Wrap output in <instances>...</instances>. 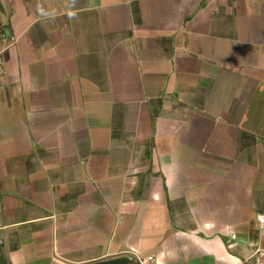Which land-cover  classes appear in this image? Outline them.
I'll return each mask as SVG.
<instances>
[{
  "label": "crops",
  "instance_id": "crops-1",
  "mask_svg": "<svg viewBox=\"0 0 264 264\" xmlns=\"http://www.w3.org/2000/svg\"><path fill=\"white\" fill-rule=\"evenodd\" d=\"M0 264H264V0H3Z\"/></svg>",
  "mask_w": 264,
  "mask_h": 264
},
{
  "label": "built area",
  "instance_id": "built-area-1",
  "mask_svg": "<svg viewBox=\"0 0 264 264\" xmlns=\"http://www.w3.org/2000/svg\"><path fill=\"white\" fill-rule=\"evenodd\" d=\"M3 74H4V69L2 67V59L0 57V78L3 76ZM257 221L259 224H263L264 223V215L258 216ZM2 243H3V240H2V238H0V244H2ZM140 264H150V261L149 260L140 261Z\"/></svg>",
  "mask_w": 264,
  "mask_h": 264
},
{
  "label": "water",
  "instance_id": "water-1",
  "mask_svg": "<svg viewBox=\"0 0 264 264\" xmlns=\"http://www.w3.org/2000/svg\"><path fill=\"white\" fill-rule=\"evenodd\" d=\"M130 261H131V257L124 256V257H120V258H117V259L103 261V262H101L99 264H127Z\"/></svg>",
  "mask_w": 264,
  "mask_h": 264
},
{
  "label": "rangeland",
  "instance_id": "rangeland-1",
  "mask_svg": "<svg viewBox=\"0 0 264 264\" xmlns=\"http://www.w3.org/2000/svg\"><path fill=\"white\" fill-rule=\"evenodd\" d=\"M0 1H3V0H0ZM6 11V9L4 8V7H2V8H0V12H2V14H1V21L4 23H8V21L9 20H11V16L12 15H10L9 13H6L5 12Z\"/></svg>",
  "mask_w": 264,
  "mask_h": 264
}]
</instances>
